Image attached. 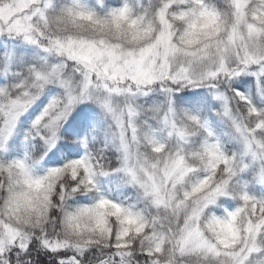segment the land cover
I'll return each instance as SVG.
<instances>
[{
	"label": "snow or ice",
	"instance_id": "obj_1",
	"mask_svg": "<svg viewBox=\"0 0 264 264\" xmlns=\"http://www.w3.org/2000/svg\"><path fill=\"white\" fill-rule=\"evenodd\" d=\"M0 264H264V0H0Z\"/></svg>",
	"mask_w": 264,
	"mask_h": 264
}]
</instances>
